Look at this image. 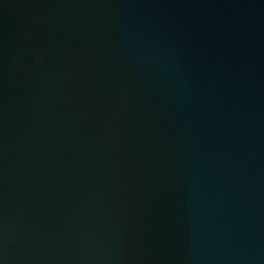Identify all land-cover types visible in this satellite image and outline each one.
Instances as JSON below:
<instances>
[{
    "label": "water",
    "instance_id": "water-1",
    "mask_svg": "<svg viewBox=\"0 0 264 264\" xmlns=\"http://www.w3.org/2000/svg\"><path fill=\"white\" fill-rule=\"evenodd\" d=\"M0 264H264V0H0Z\"/></svg>",
    "mask_w": 264,
    "mask_h": 264
}]
</instances>
